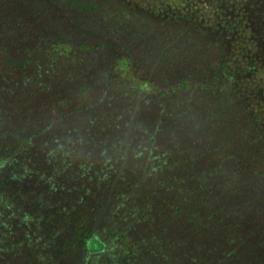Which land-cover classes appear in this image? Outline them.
<instances>
[{
    "label": "rangeland",
    "instance_id": "374dc122",
    "mask_svg": "<svg viewBox=\"0 0 264 264\" xmlns=\"http://www.w3.org/2000/svg\"><path fill=\"white\" fill-rule=\"evenodd\" d=\"M7 151L0 264H264V0H0Z\"/></svg>",
    "mask_w": 264,
    "mask_h": 264
},
{
    "label": "flooded vegetation",
    "instance_id": "af4514ba",
    "mask_svg": "<svg viewBox=\"0 0 264 264\" xmlns=\"http://www.w3.org/2000/svg\"><path fill=\"white\" fill-rule=\"evenodd\" d=\"M111 71V70H110ZM118 76H120V73L116 76L117 78H118ZM120 79V78H119ZM109 81L110 80H105L104 82L106 83V82H108L109 83ZM108 86H109V84H108ZM104 96V95H103ZM102 98H97L96 100H101ZM49 116H51V115H48V116H46V119H45V123L40 127V129L39 130H37V132L34 134V135H40L41 134V132H44V131H46V130H49L50 129V127H51V125L53 124V122L54 121H57V120H60L61 118H63L61 115H58V116H53V118H49ZM50 120H48V119ZM52 119V120H51ZM61 134L62 135H64V136H66V132L65 131H61ZM31 136V135H30ZM59 140H57L56 141V144L52 147V148H50L51 149V151H55L56 149H59V148H61V146L63 145V140H62V138L61 137H59L58 138ZM30 140V139H29ZM58 141H59V143H58ZM22 144H27V142H26V139L25 140H23L22 141ZM44 147H45V145H43ZM43 146H41V147H43ZM8 147V146H7ZM43 147V148H44ZM15 148V147H14ZM3 151L5 150V148L4 149H2ZM8 151L7 152H3V156H2V158L0 159V161H1V163H6V164H3V165H1V168L3 169V168H5L6 169V172H9V173H15V172H17L16 170V167H17V165L15 166L14 164H11V162L9 161H5V160H7L8 159ZM18 163V165H20V164H22V163H19V161L17 162ZM86 164H90L89 162H87ZM86 164H84V162H83V165H86ZM87 166V165H86ZM107 167H108V164H106L103 168H102V171H105V169H107ZM18 168V167H17ZM31 173L33 172V170L31 169V170H29ZM17 174H15V176H16ZM14 176V174L10 177V178H7V181H11V182H13V183H15V185L14 186H18V184H19V181H21L20 179H18V178H16ZM14 177V178H13ZM23 177V176H22ZM24 178V177H23ZM162 182H164V180L162 181ZM127 193H129L128 191H127ZM124 194V192L122 193V195ZM125 195V194H124ZM123 195V197L124 198H126L127 196H124ZM3 201L6 203L7 202V198L6 197H4V199H3ZM119 202H120V200H119ZM118 202V203H119ZM117 202H115V201H112L111 202V204H110V206L109 207H113V206H115V204H118ZM73 231H76L77 230V232L76 233H74L73 234V236H75V237H77V238H79L80 239V237H83V238H85V239H87L88 238V243L90 244L89 246H88V248H89V250L90 249H92V251H95V245L96 244H99V245H103L101 242H99V241H97L96 240V238H94V237H92L91 236V234H90V232H91V230H90V228H89V226L88 225H86L85 227H83L82 229H80V227L79 228H73L72 229ZM80 237H79V236ZM77 241V240H76ZM120 243H121V246H120V248L122 249V252H123V254L124 255H129V251H130V253H133V250H132V247L130 246V244L132 243V239L130 240V239H125V238H123V239H120ZM76 244H77V247H78V249L79 248H81L83 245H82V243H81V241H77L76 242ZM65 249V248H64ZM97 250V249H96Z\"/></svg>",
    "mask_w": 264,
    "mask_h": 264
}]
</instances>
